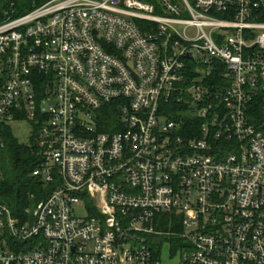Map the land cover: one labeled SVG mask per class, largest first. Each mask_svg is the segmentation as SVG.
<instances>
[{
  "label": "built area",
  "instance_id": "2783aa9c",
  "mask_svg": "<svg viewBox=\"0 0 264 264\" xmlns=\"http://www.w3.org/2000/svg\"><path fill=\"white\" fill-rule=\"evenodd\" d=\"M0 75V126L29 122L31 174L52 185L24 217L0 203V264H162L146 237L164 215L173 264H264V131L247 115L264 99V0L1 8Z\"/></svg>",
  "mask_w": 264,
  "mask_h": 264
},
{
  "label": "trees",
  "instance_id": "16d2710c",
  "mask_svg": "<svg viewBox=\"0 0 264 264\" xmlns=\"http://www.w3.org/2000/svg\"><path fill=\"white\" fill-rule=\"evenodd\" d=\"M47 0H0V9L13 8L16 13L26 12ZM220 79L221 75L211 73L206 79L207 84H213ZM4 77L0 75V90ZM247 115L255 127L264 131V99L263 94L254 95L249 103ZM174 117L182 121L185 134L198 135L195 130L200 125L197 118H188L182 114H174ZM118 110L115 103H111L99 110L98 125L102 131L111 130V125L117 121ZM2 141L0 144V203L7 205L14 215L24 217L25 208H32L37 202L44 199L52 189L51 184L31 174L39 164L40 156L37 151L35 132L28 142H21L13 134L8 124L0 126ZM174 220L171 226L169 221ZM159 230H178L175 219L164 215Z\"/></svg>",
  "mask_w": 264,
  "mask_h": 264
},
{
  "label": "rangeland",
  "instance_id": "374dc122",
  "mask_svg": "<svg viewBox=\"0 0 264 264\" xmlns=\"http://www.w3.org/2000/svg\"><path fill=\"white\" fill-rule=\"evenodd\" d=\"M183 112L184 113L182 114L188 117L194 116L196 113L195 110L192 109V106H188ZM8 125L11 127L13 134L21 142H28L30 136L33 134V130L27 120L17 119ZM74 209L77 216L86 217L82 205H76ZM172 231V229L159 230L146 237L149 243H152L156 248L155 250L160 257L162 264H173L179 259L181 240L177 234H172Z\"/></svg>",
  "mask_w": 264,
  "mask_h": 264
}]
</instances>
